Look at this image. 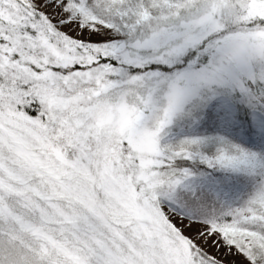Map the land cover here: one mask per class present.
<instances>
[{
	"label": "snow or ice",
	"instance_id": "1",
	"mask_svg": "<svg viewBox=\"0 0 264 264\" xmlns=\"http://www.w3.org/2000/svg\"><path fill=\"white\" fill-rule=\"evenodd\" d=\"M0 264H264V0H0Z\"/></svg>",
	"mask_w": 264,
	"mask_h": 264
}]
</instances>
